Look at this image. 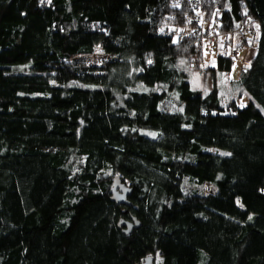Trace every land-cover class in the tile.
<instances>
[{
  "label": "trees",
  "instance_id": "obj_1",
  "mask_svg": "<svg viewBox=\"0 0 264 264\" xmlns=\"http://www.w3.org/2000/svg\"><path fill=\"white\" fill-rule=\"evenodd\" d=\"M202 11L254 46L232 82L247 106L218 84L235 47L193 89ZM149 256L264 264V0H0V264Z\"/></svg>",
  "mask_w": 264,
  "mask_h": 264
},
{
  "label": "rangeland",
  "instance_id": "obj_2",
  "mask_svg": "<svg viewBox=\"0 0 264 264\" xmlns=\"http://www.w3.org/2000/svg\"><path fill=\"white\" fill-rule=\"evenodd\" d=\"M205 11H202V26L204 28V31L199 34L198 39L200 42L204 45V55H205V61L206 63L200 64L198 69H190L188 71L190 81L192 83L193 89L195 90H204L208 91L211 86H213L214 78H213V71L207 69L205 70L206 66H212L216 63V60L218 58V53L224 51H228L229 49H233L234 47L239 50V56L237 59H235V67L233 68V71L230 73H225V75L222 78V82H218L220 84L222 94L226 100V103H232L234 101H237V96L239 95L237 92H234L232 88V82L234 80H238L242 74L244 65L247 67L250 64L251 56L255 52L254 46L247 48L241 44V42H237V40L240 41L241 32H236L235 34L229 35V36H222L221 32L216 29V21L219 19L217 14H213L211 16L205 14ZM204 16V17H203ZM179 27V26H178ZM178 27H175L176 29ZM174 28V29H175ZM185 29L181 30L184 34L190 31L192 28L191 26L184 27ZM175 29V30H176ZM181 29V28H180ZM203 36H200L202 35ZM238 34V35H237ZM228 41V42H227ZM208 42V43H207ZM224 42V43H223ZM227 47V48H226ZM225 48V49H224ZM234 51L232 54L235 56ZM238 54V53H237ZM97 57L98 62L103 61L106 56L104 54H97L94 55ZM208 64V65H207ZM222 84V86H221ZM207 87V89H205ZM248 94H245L238 102V104L241 107L247 106L248 104ZM176 96L179 97V94L176 93ZM247 104V105H246ZM162 109L164 111H170V112H176L178 111L177 107L170 101H166L162 103ZM151 132V131H147ZM153 135H157L156 132H151ZM187 189H193L195 188V184H186ZM211 185L207 183L206 185V191L205 192H211ZM210 189V190H208ZM162 259L159 258L157 260L156 258V264H161Z\"/></svg>",
  "mask_w": 264,
  "mask_h": 264
},
{
  "label": "water",
  "instance_id": "obj_3",
  "mask_svg": "<svg viewBox=\"0 0 264 264\" xmlns=\"http://www.w3.org/2000/svg\"><path fill=\"white\" fill-rule=\"evenodd\" d=\"M111 192V199L113 202L117 203L118 205H130L129 197L132 195L133 189L130 188L128 183H125L121 177L115 178ZM121 226H125V234L130 235L134 228L139 227V224L136 223V225H134L132 223H122ZM141 264H156V258L149 256Z\"/></svg>",
  "mask_w": 264,
  "mask_h": 264
},
{
  "label": "built area",
  "instance_id": "obj_4",
  "mask_svg": "<svg viewBox=\"0 0 264 264\" xmlns=\"http://www.w3.org/2000/svg\"><path fill=\"white\" fill-rule=\"evenodd\" d=\"M236 55H237V52H235V56H236ZM95 63H99L97 58L93 60V64H95ZM210 189H211V188H210ZM210 189H208V190H210Z\"/></svg>",
  "mask_w": 264,
  "mask_h": 264
},
{
  "label": "crops",
  "instance_id": "obj_5",
  "mask_svg": "<svg viewBox=\"0 0 264 264\" xmlns=\"http://www.w3.org/2000/svg\"><path fill=\"white\" fill-rule=\"evenodd\" d=\"M235 35H236V33H235ZM237 35H238V34H237ZM237 42H241V44H243V38H240V41L237 40Z\"/></svg>",
  "mask_w": 264,
  "mask_h": 264
},
{
  "label": "bare ground",
  "instance_id": "obj_6",
  "mask_svg": "<svg viewBox=\"0 0 264 264\" xmlns=\"http://www.w3.org/2000/svg\"><path fill=\"white\" fill-rule=\"evenodd\" d=\"M195 31H193V34H194Z\"/></svg>",
  "mask_w": 264,
  "mask_h": 264
}]
</instances>
